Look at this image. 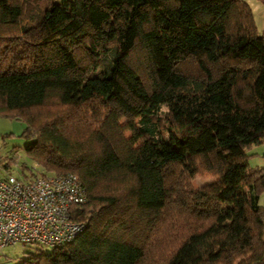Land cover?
I'll return each mask as SVG.
<instances>
[{"label":"trees","instance_id":"trees-1","mask_svg":"<svg viewBox=\"0 0 264 264\" xmlns=\"http://www.w3.org/2000/svg\"><path fill=\"white\" fill-rule=\"evenodd\" d=\"M0 117L24 123L40 168L17 177L86 189L84 230L15 264H264V165L247 162L264 35L247 0H0Z\"/></svg>","mask_w":264,"mask_h":264},{"label":"built area","instance_id":"built-area-1","mask_svg":"<svg viewBox=\"0 0 264 264\" xmlns=\"http://www.w3.org/2000/svg\"><path fill=\"white\" fill-rule=\"evenodd\" d=\"M85 200L86 189L72 173L0 175V249L16 243L59 248L71 242L86 227L72 218V207Z\"/></svg>","mask_w":264,"mask_h":264},{"label":"rangeland","instance_id":"rangeland-1","mask_svg":"<svg viewBox=\"0 0 264 264\" xmlns=\"http://www.w3.org/2000/svg\"><path fill=\"white\" fill-rule=\"evenodd\" d=\"M162 109H165V107L162 106ZM23 128L24 123L19 120L0 117V161L2 163H6L7 159L12 156L11 153L15 155L13 161L10 163V166L7 169L3 166H0V175L6 172H10L15 176H21V169H24V172L28 173V169L32 168L33 166L38 171L40 170V168L37 165H34V163L26 161L24 146L27 143V140L21 136ZM161 132L163 133V135H166L167 133L164 128L161 129ZM262 152H264V146L262 145H254L248 150V153H257L252 154L248 157L247 162L249 167L255 165H264V156H262ZM5 157H7L6 160H3L5 159ZM22 164H25L27 167L22 168ZM210 180V175L201 173L194 176L191 183L195 187H200L203 183ZM260 197L261 199L259 201V204L264 205V194H261ZM37 247H40L44 250L51 249L50 246L43 244H29L28 246H25L16 243L7 245L0 249V264H15L20 258L25 255L27 249L34 250Z\"/></svg>","mask_w":264,"mask_h":264},{"label":"crops","instance_id":"crops-1","mask_svg":"<svg viewBox=\"0 0 264 264\" xmlns=\"http://www.w3.org/2000/svg\"><path fill=\"white\" fill-rule=\"evenodd\" d=\"M247 2L251 6L252 11L254 13L256 25L259 32L264 35V0H247ZM260 199L261 197H259V201Z\"/></svg>","mask_w":264,"mask_h":264},{"label":"clouds","instance_id":"clouds-1","mask_svg":"<svg viewBox=\"0 0 264 264\" xmlns=\"http://www.w3.org/2000/svg\"><path fill=\"white\" fill-rule=\"evenodd\" d=\"M164 111H167V109H164Z\"/></svg>","mask_w":264,"mask_h":264}]
</instances>
